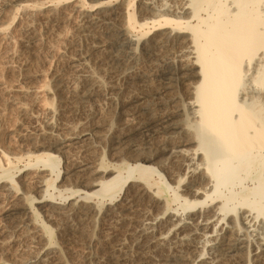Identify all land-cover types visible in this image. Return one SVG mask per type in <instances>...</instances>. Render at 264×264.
Segmentation results:
<instances>
[{
    "label": "bare ground",
    "instance_id": "obj_1",
    "mask_svg": "<svg viewBox=\"0 0 264 264\" xmlns=\"http://www.w3.org/2000/svg\"><path fill=\"white\" fill-rule=\"evenodd\" d=\"M83 11L81 25L103 39L96 47L115 46L107 54L111 65L161 61L150 75L123 67L118 76L124 83L146 90L151 77L162 79L169 96L156 101L159 92L150 87L126 96L118 85L105 93L81 64L73 80L55 79V91L78 119L75 124L47 106L43 128L24 151L28 163L14 175L0 166V218L22 228L17 249L19 258L26 254L0 264H66L60 244L73 235H84L80 242L77 237L83 253L75 264H226L239 252L248 253L246 264H264V0H139L135 9L131 0H94ZM33 24L23 25V34H34ZM101 101L130 107L120 131L131 125L138 134L166 135L156 148L163 160L154 166L157 154L151 153L132 157L130 166L116 151L105 164L96 154L74 166L85 179L65 187L63 176L57 181L61 159L50 152L90 138L97 123L88 111L80 114ZM74 124L78 132L60 135ZM122 187L123 196L114 200ZM50 226L60 244L50 240ZM7 233L4 222L0 245L14 242ZM122 237L130 238L133 254Z\"/></svg>",
    "mask_w": 264,
    "mask_h": 264
},
{
    "label": "rangeland",
    "instance_id": "obj_2",
    "mask_svg": "<svg viewBox=\"0 0 264 264\" xmlns=\"http://www.w3.org/2000/svg\"><path fill=\"white\" fill-rule=\"evenodd\" d=\"M92 1L94 0H0V166L4 169H9L11 175L16 173V169H23L28 163L29 158L24 154V151L29 149L34 143L32 142L35 141V137L33 136L39 131V127L43 128V112H45L47 106L52 105L51 107L54 108L55 106L57 110H63L62 112L64 115L67 116V114H69L67 118L76 124V119H78L76 118L77 116H75L76 114L74 117L73 115H70L74 114V112L70 111V105L68 106L67 101H65L66 99L62 97L61 99L60 95H58L54 89L55 79L61 78L67 82L73 80V76L75 75L74 70L76 68L79 69L84 66V69L90 71V73L92 72L91 75L99 80L100 88L102 91L104 90L105 93H109L112 86L118 85L122 86V88L125 87L124 92L126 96L140 95L145 93L147 89L148 91L151 89L150 92L154 89L153 93L154 91L159 92V95H157L156 98H153L156 101L160 100V97L161 99H165L169 96L167 92H162V86L164 83V80L162 81V79L158 80L151 77L148 82L149 86L147 85L148 88L146 87V90H143L144 88H136L132 83V85L130 82L124 83L123 80L119 78L118 75L124 69L123 67L131 66L132 62L126 63V66H124V64L111 65L107 60V54L111 53L115 46L103 42L104 49H102L103 47H96L99 40H103L100 38V33L81 25V14L84 12V9H87L88 6L92 4ZM131 1L134 2L135 9L139 4V0ZM37 7L41 9L38 12L36 11ZM29 20H33L34 24L32 30L35 32L34 34L31 33L26 35L23 34L22 29L23 27L25 28L23 25H26ZM95 33H98V36ZM1 37L3 38L1 39ZM5 37L9 38H7V40H9L8 42L5 40ZM97 48L99 49L97 50ZM162 52L164 51H161V53ZM164 53L161 55L164 56ZM9 56H11L10 61ZM156 59L157 58H146L144 62H141V64L139 63L140 65L133 64L131 67H133L132 69L134 70H141V72L150 75L152 69L155 68L154 66L157 64L159 65V63L161 64V61ZM158 60L160 62H158ZM76 65H78V67ZM164 68L168 71H172L170 69H173L172 66ZM150 81H152L151 84ZM135 92L136 94H133ZM86 107L89 109L86 108L84 111H81L80 116H83V114H85L84 112L88 111L93 115L91 116V119L95 121V124L97 123V129L90 134L91 137H88V139H86V141L84 140L82 143L79 142L78 144H72L65 148L59 147L50 152L53 155H58L59 159H61L60 165L58 166L60 169V177L57 181H60L63 176L60 183L64 181L65 187L76 185L79 180L81 181L86 177L83 171H80L79 169L77 170L75 167L79 165L77 163L87 162L90 159L88 157L93 158L96 154L97 156H101H99V158H101L102 162L105 164L111 162L115 157L122 154V152V156H124L123 158L126 159L124 161L130 166L134 165L133 158L136 159L138 156L150 155L151 153L157 154V159L152 162L154 166L157 167L158 162L163 160V158H161L163 156L159 157L160 155L157 153L158 150L156 148L159 149L161 147L162 140H166V135L164 137V134L162 133L157 134L151 132H139L138 134V132L133 130V126L131 125L127 127L128 129L125 128L122 131L119 130L120 122L122 123L121 120H123L122 113L129 110V106L120 109L115 105L110 106L107 102L101 101L97 106L91 102L87 104ZM71 117L74 119H71ZM108 120L110 125L106 128L105 126ZM75 124L73 126L75 128L72 127L70 131L60 130V135L64 136L66 132L69 133L74 130L75 133L76 131L78 132L79 127H76ZM98 124L102 127L101 129H99L100 126H98ZM111 128H114V130ZM129 129L131 130V133L129 132ZM119 134L121 135L119 136ZM119 137L120 142H117L119 141ZM121 139L124 140L121 141ZM94 143L96 144L95 147L92 146L95 145ZM116 151L117 154L119 152L118 155L116 154ZM114 154L117 156H114ZM31 161L34 162L33 159H31ZM70 169L71 173L68 172ZM2 171V168H0V175L2 174ZM66 173L69 174L67 175ZM53 177L55 178V174ZM153 180H157V177L153 176ZM249 187H252L251 183H249ZM124 190L125 187H122V189L116 193V199L114 198V200L120 199L123 196ZM54 193L58 196L57 192L54 191ZM170 195L169 192L165 193V197L170 198ZM77 199L79 200V198ZM102 199L104 205L110 202L107 197ZM96 201L97 199H95L94 202L96 203ZM171 205L172 207H177L176 202L171 203ZM1 213L2 211H0V216ZM3 220L0 221V228L3 227L5 222L8 230L7 241L10 235H12V238H14V236L17 238L12 240L14 241L13 243H11L10 240L7 242V245H0V258L2 257L0 261L7 258L6 261L8 263L12 262L15 258L20 259L25 257L26 254H23L19 258L18 249L20 247L19 240L21 239L20 234H22V228L15 226V219L7 218V220L5 219L4 222H2ZM87 226L86 229L90 233L100 234L97 228L95 229L94 227ZM50 229V240L53 244H60L59 236H56L57 232H55L51 226ZM16 234H19L20 237ZM83 236L84 235H73V237L71 236L68 239L65 238V243L63 242L60 244L62 248V256L64 257L66 264H75L80 260V257L76 254H79L80 252L83 253V247L81 246V243H79V239H83ZM77 237L79 242L77 241ZM122 238H124V243L127 245V251H129V248H132L130 238ZM12 246H15L16 248ZM14 249H17V251ZM4 250L6 252H4ZM88 251L94 253L96 252V249H88ZM14 253H17L18 256ZM81 253L79 255H82ZM128 253L133 254L131 249ZM247 255L248 253L246 252H239L236 254V257L228 258L226 264H246ZM252 264H260V261H254Z\"/></svg>",
    "mask_w": 264,
    "mask_h": 264
}]
</instances>
